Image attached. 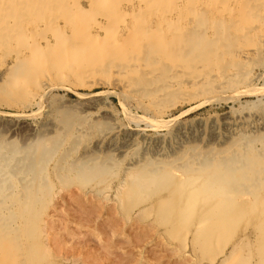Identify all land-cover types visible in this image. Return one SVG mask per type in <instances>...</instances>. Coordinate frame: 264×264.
<instances>
[{"label": "rangeland", "instance_id": "1", "mask_svg": "<svg viewBox=\"0 0 264 264\" xmlns=\"http://www.w3.org/2000/svg\"><path fill=\"white\" fill-rule=\"evenodd\" d=\"M29 1L31 6L27 9L31 13L27 17L18 13V17L26 20L24 23H19L18 18L17 22L12 20V13L17 14L22 8L20 5L15 4L19 7L16 11L8 7V3L0 11L10 39V43L0 49V77L8 69H13L17 57H25L20 53L24 48L19 40L27 36V43L23 46L35 44L43 54L42 61L35 62L36 66H44L35 68L38 71L35 72V87L47 73H52L51 80L46 81L43 90L35 91V104L28 105L21 97L9 95L4 88L7 82L0 80V87L5 91L4 96L0 93V142L6 145L10 141L15 146L40 142L51 147L50 142L54 139L61 141V147L53 153L48 164L50 193L31 211L35 215L33 223H38L40 229L19 230L21 245L9 254L8 264L260 263L253 256L258 250L264 252V216L257 227L250 228L244 223L247 206L241 199L245 196L248 201L264 205V186L259 190L253 188L248 194L242 190L235 198L236 209L232 210L236 215H228L221 224L222 219L218 216V224L206 225L205 218L195 216L196 206L209 196L217 201L225 198L233 180L207 182L209 179L201 172L167 168L165 172L171 174V179L157 186L149 175H139L140 169L135 165L144 158L164 160L182 153L189 156L209 145L219 149L232 140L243 141L244 137L264 135V0H242L238 8L233 0H201L194 11L181 0L173 1L175 5L169 8V1L165 0L154 10L146 8L143 0H116L111 12L109 7L104 10L97 6L96 0H26V4ZM61 5H64L63 9ZM80 6L89 12L80 14L77 9ZM215 8H222L224 15L216 16L213 13ZM233 9L239 15L246 12L247 21L243 23ZM51 12L52 23L46 18ZM157 13L170 21L160 24L156 21ZM195 14H200V25L198 19L193 18ZM70 17L80 22L90 36L96 35L98 29L100 32L110 29L113 38L121 39L122 52L132 55L135 41L128 39L123 44L126 33L121 35L120 31L124 27L138 24L140 29L133 32L134 35L139 31L156 32L161 36L167 33L170 42L175 32L179 35L195 27L197 38L204 37L203 44H212L211 55L200 54L205 64L179 67L181 72L177 81L180 82L174 93L166 94L161 90V99L156 95L157 98L147 97L146 92L140 91L131 96L111 83L93 85L98 79L112 80L113 75L109 72L114 68L113 64L128 63L123 58L106 59L111 36L105 41L100 39L103 53L96 57L92 68L84 69L83 64L76 66V77L59 67L47 68L48 62H53L54 58L45 51V40L41 38L50 39L52 43L59 40L62 45L58 55L73 63L77 61L76 49L83 42L79 35L71 38L62 31L65 23L71 26L72 22L66 20ZM230 18L243 23L239 27L257 25L258 29L249 37L235 38L234 34L241 31L230 26ZM54 24L59 30L54 29ZM32 26L35 31L31 30ZM228 31L232 36L226 35ZM231 40L234 42L231 46L224 44ZM195 45L197 53L200 44L195 42ZM238 50L247 53L242 55ZM114 52L113 57L121 54ZM138 57H134V62H141ZM166 77V74L147 76L151 78L149 81L158 82H164ZM257 146L262 148L260 142ZM89 154L97 156L99 161L113 158V168L95 179L81 178L73 167L77 160ZM58 175L63 176L62 179ZM206 182L211 184L212 191L208 189L210 185L206 189ZM174 190L176 195L172 192ZM227 210L230 212L231 209ZM52 225L58 227L54 231L57 239L52 237ZM250 238H256L257 244L250 245Z\"/></svg>", "mask_w": 264, "mask_h": 264}, {"label": "bare ground", "instance_id": "2", "mask_svg": "<svg viewBox=\"0 0 264 264\" xmlns=\"http://www.w3.org/2000/svg\"><path fill=\"white\" fill-rule=\"evenodd\" d=\"M20 1L21 0H0V9H1L0 11H3L4 7H6L8 3H9L8 7L14 8L16 11H18L19 7L15 6V4H18L22 8L19 12H17V14L15 12L12 13L13 14L12 20H14V22H17V18H18L19 23H24L26 20H23L20 17H18V13L20 14L22 13L21 14L22 17H27L31 13L27 9L28 7L30 8L31 3L29 1L26 4V0L22 3H19ZM115 1L116 0H96L95 3L97 6L101 7L104 10H106L107 7H109L108 10L109 12H111L110 8ZM143 1L145 2L146 8L149 7L150 9L153 8L154 10L155 9L154 7L162 4V2H164L165 0H143ZM168 1H169L168 8L172 7V5H175L173 3V1L175 0H168ZM181 1L185 2V5L189 8H192V11H194L193 8L195 9L196 7H198V3L201 0H181ZM241 1L242 0H233L234 6L238 8L240 6ZM212 3L215 5L214 2ZM61 7L63 9L64 5H61ZM80 7L81 8L76 7L77 9H79L78 12L80 14L81 13L87 14L89 12V10L86 11V9L82 8V6ZM141 8H143V6ZM233 11L236 14L238 13L234 9ZM158 13L156 14L158 15L156 17L157 22H159L160 24H165L170 21V19H167L164 16H159ZM213 13L216 16L224 15V10L222 8H215L213 10ZM2 17L4 16L2 15ZM194 17L198 19L197 20L198 22L199 20H201L200 14H195L193 15V18ZM239 17H241L243 23H245V21H247V18H248L246 15V12H242V14H240ZM46 18L50 19L52 23V21L54 20L53 13L52 12L51 14L47 13ZM66 20L69 22H72L71 26L69 27L65 23L64 27L62 28V31L71 38H75L77 35H79L80 40H82L83 42V44H81V46L79 45L76 49L77 51V61L76 62L73 63L70 60L64 59L63 56L58 55L60 52L59 49L62 45L61 42H59V40H56L55 43H52L50 39H46V38L45 39L41 38L40 40H45V47H44L46 49L45 51L50 53L52 57L54 58L53 62L51 60L48 62L47 66L49 67L47 68L52 69V68L59 67L61 71L63 70L64 72L68 71L70 72L69 73L70 75H73L76 77L78 75L76 71V66L83 64L85 66L84 69L93 67V65L96 62V57H98L99 55L103 53V51L101 50L99 41L101 38H103L104 41L105 39H108V37L111 36V30L107 28L105 32H100V29H98L96 31V33L98 32L96 35L90 36V34L85 33L84 31L85 28H82L84 26L80 22L75 21L72 17L67 18ZM243 23L239 24L238 21L235 20L234 18L230 21L229 23L230 26H233V27L236 26L241 31V33L234 34L235 38L249 37L254 33V31L258 29L257 25H254V26L252 25L250 28H249V25L245 27L244 26L239 27ZM199 25H200V22H199ZM175 26L177 25L175 24ZM196 27H198L197 24H196ZM194 28H192L191 30L188 29L186 31H182L179 35L177 32H175L172 36V42H170V40L168 39L169 36L167 35V33H165L164 36H161V35H158L156 32L152 34V33H149L148 31H145V32L139 31L134 35L133 32H136L140 29L138 24L135 27L133 26L130 28H128V26L127 28L124 27L120 31L121 35H124L126 33L125 39L122 40L123 44H125L128 41V39H132V40L134 39L135 42L132 46V51L134 55H132L131 53L130 54L123 53L122 52L123 45L121 44V42H119L121 41V39H118L119 41H117L115 38H113L114 36L113 37L111 36L109 39L112 41V43L108 42L109 48H108V56L106 57V59L118 60V59L123 58L127 60L128 63L126 65H121L117 63L113 64L114 68L112 69L111 72H109L110 75H113V77L111 76L112 80H110L109 82V80L105 81L104 79L102 80L98 79L94 82L93 85L104 86V85H109V83H111L121 88L125 93L129 95L132 94L131 96L137 95L138 91H140V93L146 92L145 95H147V97L151 95L154 98L158 97L159 99H161L162 97L161 96L162 93H160L161 90L166 91V94H168L169 92L174 93L175 89H177L176 88L177 85L180 82V81H177V75L179 72H181L179 67L184 66L186 64L192 67H195L196 64H199V65L205 64V61H203V57H201L200 54L205 53V54L211 55L210 51H211L212 44L211 45L209 43L203 44L204 37L197 38V34H196L197 29L195 30ZM54 29L59 30L58 26L55 24H54ZM31 30L35 31V26H32ZM78 31H79V34H78ZM170 32H171V29H170ZM7 34L8 33L6 30V27L5 25H3L2 19L0 17V49H2V47L6 45L7 42L10 43L9 41L10 39L7 36ZM226 35L232 36L231 31H228ZM19 41L22 47L24 48V51L20 53H24L23 55L25 57H23V59L22 58L20 59V56L17 57L16 65L11 67L13 69H8L5 73H3L0 77V80L1 81L4 80V82L5 81L7 82V85L4 82L3 84L4 86L6 85L4 88L10 92L9 95L12 94L15 97H21L22 100L25 101V103H27V105L28 103L35 104V99H34L35 91H40L44 89V86L47 85L46 81L51 80L50 75L52 73H47L46 75H44L43 76L44 80L41 81L40 79L39 83L37 84L38 86L35 87L36 85L35 84V72H38V71H35V68H44V66L43 67L39 65L36 66L35 62L37 60L42 61L41 56L43 54L40 50L35 48V44H33L32 46L27 45V44H26L27 46L25 47L23 46V44L27 43V36H24V39L23 40L20 39ZM148 41L151 42L152 45ZM195 42L197 44L198 43L200 44L197 47V49H199L200 51L199 52L197 51V53L195 50L197 46L195 45ZM233 43L234 42L231 40L229 42H225L224 44L227 46H231ZM11 44H14V43H11ZM53 44L55 45V47L52 46ZM55 48H57V51H55ZM73 50L75 49L73 48ZM28 51L31 53V55L28 53ZM114 51H119L121 54L117 57H113L112 55H116ZM20 53H16L17 56L20 55ZM238 53L242 55H246L247 52L242 53V51L238 50ZM189 55H190V58L188 57ZM136 56H139L138 58L141 59V62H137V63L134 62L135 61L134 57ZM97 66H99V64ZM80 69H83V68H80ZM84 69L82 71H84ZM192 69H197V68H192ZM159 74H166L167 77L165 78L164 82L149 81L148 79H151V78H147V76L149 75L156 76ZM144 76H145V79H144ZM83 85L84 84H81L78 86H83ZM0 91H1L0 92L1 95L4 96V92H5L4 89L0 87ZM151 92H153L154 95ZM258 142L262 144V148H258L257 146ZM50 143H51V147L49 145L47 146L46 144L45 145L40 144V142H37L38 145L37 144L35 145V142L33 143L24 142L22 146H15L14 143H11L10 141L6 145L0 142V264L10 263L9 254H13L15 250H17V247L20 248L21 242L19 240V233H20L19 230H22V228L28 231L35 230V228L40 229L37 226L38 223L37 225L33 223V221H35L34 219L35 215H34V212L32 213L31 211L33 210L36 204L42 201L45 195H48L50 193L49 178H48V168H49L48 164H49L50 159L52 158L53 153L57 152V150H59V148L61 147L60 146L61 141H57V140L54 141L53 139ZM214 147L209 145V146H206L203 150L195 151L191 155L189 154V156L187 153H182L181 155H172L170 157H167V159H164V160L144 158L140 160L139 164H136L135 167L140 169L139 175H144V174L149 175V179L152 180L154 184H156L157 186L162 185L163 183L166 184L167 182H169L168 179H171V174L165 172L167 168H173L174 170H178V171L181 170L185 172H189V171L201 172L205 176L206 179H209L207 182L212 181L214 179H224L225 181L233 180L232 186L228 188V192L225 198L223 197V199H220L219 201L215 200L214 198H210V196L207 198V200L206 198L204 199L200 198L201 199L200 205L196 206V209L194 210L195 216L200 217L201 219L205 218L204 220H205L206 225L215 226L216 224L214 223L218 221L217 220L218 216L222 219V222H220L221 224L228 218L227 217L228 215L237 214L233 212L232 210L236 209L234 207L235 198L238 197L239 194L242 193V190L245 191L244 192L245 194L246 193L248 194L251 190H253V188L259 190L261 186H264V169L262 168V165H263L262 163H264V135L260 134L257 136L252 135V136L244 137L243 141L232 140L224 148L218 149ZM101 159H103V157H101ZM76 162L77 163L74 165L73 171L76 174H78L81 178L90 179V180L95 179L104 173H107L109 170H111V168H113V163H115L113 158L103 159L99 161L98 157L97 156L95 157L93 155L85 156L77 160ZM58 177L62 179L63 176L58 175ZM207 182H206V189L210 185L208 189L212 191L211 184H207ZM172 192L174 193L176 191L174 190ZM194 192L196 193L197 190H195ZM195 195H198V194H195ZM243 198H245V196ZM243 198L241 200H244L245 207L247 206V215H246L247 218L244 220V223H246L250 228L254 229L260 223L261 217L264 216V205L263 204L260 205L259 202L257 201H253V200L248 201V199L245 198L246 199L245 200ZM203 200H206V201L203 202ZM227 209H231L230 212ZM214 216L216 218H213ZM19 220L21 221V224L19 223ZM113 223H115V221ZM109 224L111 223L109 222ZM218 226L221 227V225H218ZM67 228L68 227H66L65 229ZM109 228H110V225H109ZM50 230L52 231V237H54V239H57V236L56 234H54V231L58 230V227L57 226L54 227L52 225ZM113 230H115L116 232V229H113ZM113 230H111V232ZM96 231H99V230H96ZM99 233L101 234V232ZM113 233L111 234L114 235ZM67 234H69V232H67ZM256 238L249 239L250 245H252V243L253 244L255 243L254 245L257 244ZM61 239H64L62 235H61ZM108 244H111V242ZM108 244L106 245L109 246ZM253 258L254 259L257 258V260L260 261V263L258 264H264V252L262 253L261 250L260 251L258 250L256 253H254Z\"/></svg>", "mask_w": 264, "mask_h": 264}]
</instances>
